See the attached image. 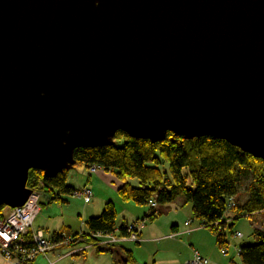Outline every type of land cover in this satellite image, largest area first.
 Wrapping results in <instances>:
<instances>
[{"label":"water","instance_id":"water-1","mask_svg":"<svg viewBox=\"0 0 264 264\" xmlns=\"http://www.w3.org/2000/svg\"><path fill=\"white\" fill-rule=\"evenodd\" d=\"M117 131L264 161V0H0V210Z\"/></svg>","mask_w":264,"mask_h":264},{"label":"trees","instance_id":"trees-1","mask_svg":"<svg viewBox=\"0 0 264 264\" xmlns=\"http://www.w3.org/2000/svg\"><path fill=\"white\" fill-rule=\"evenodd\" d=\"M74 160L76 163L71 170L96 165L110 172L120 182L116 193L122 201L148 208L144 220L153 221L167 213L168 205L177 199H182L183 204L190 203L191 221L208 229L219 249L227 250L229 240L224 230L226 227L231 229L234 220L243 215L249 218L262 215L264 218V161L241 152L222 139L204 136L185 140L167 132L163 140L152 143L117 131L111 145L76 148ZM68 172L46 178L39 170H29L26 187L31 192L45 195L47 201L41 206L67 203L64 196L79 191L67 184ZM244 178H249L244 192L246 200L240 203L236 195L240 179ZM129 179H136L138 185H132ZM229 198H234L235 205L227 212ZM149 200H154L156 206L151 207ZM229 213L235 218H225ZM116 217L114 203L107 201L99 215L85 220L88 233H80L79 237V233L70 234L63 229L52 233L50 238L58 242L61 240L59 234L64 233L74 239L72 245H90L97 253L112 254L114 264H131V252L122 246L100 248L92 244L95 241L92 234L113 233ZM119 233L125 235L124 225L119 228ZM252 237L253 243L237 248L240 263L264 264V231L254 228Z\"/></svg>","mask_w":264,"mask_h":264},{"label":"rangeland","instance_id":"rangeland-1","mask_svg":"<svg viewBox=\"0 0 264 264\" xmlns=\"http://www.w3.org/2000/svg\"><path fill=\"white\" fill-rule=\"evenodd\" d=\"M88 168H85L84 166L81 167H75L73 170H70L67 175V180L71 181V183L75 184L78 183L79 185H83L85 183L89 176L88 173L91 171H88ZM99 172L102 173H107L108 171L101 170ZM98 172V173H99ZM109 173V172H108ZM92 178L91 182V189L93 193V198L92 201L90 202L91 198H88L87 201H85L86 197L85 195L81 197H76L75 195L73 196H64L66 198L67 203L64 204H59V203H52V204H47L45 206H39V211L41 210V213H39L37 219L35 220L34 218V228L38 227H44V228H49V233H51L52 229L58 228L61 225H70L72 229L78 230L79 228L83 227L84 220L87 219V213L90 211H93L96 209L100 203H104L106 199H109V201H112L115 205V209L117 214L120 215L121 211L124 210L123 208L127 207V209L130 207L135 208V204L132 202L128 201H122L120 197H118L116 191H115V186L119 185L120 182L117 180L115 184L109 185L105 183H101V181L98 179L97 174H90ZM249 181V178H244L240 179L239 182V191L237 192L236 199L242 203L246 200V195H245V188L246 185ZM129 182L137 186L138 181L136 179H129ZM114 186V187H113ZM79 188V187H78ZM82 187L80 186V189ZM39 196V203L45 204L46 203V197L43 194L37 193ZM90 202V203H89ZM89 203V204H87ZM174 205V207L177 209L178 213L176 214L174 211V207L170 208L165 215H162L160 217H157L156 220L159 222V228L157 227L155 235L156 234H162L167 235L169 234L170 227H171V221L170 220H177L180 225L183 224V221H185L188 217H190L191 214V204L190 203H184L182 199H177L175 202L169 204ZM144 210L148 211V208H144ZM89 211V212H88ZM189 214V215H188ZM91 215V214H88ZM188 215V216H187ZM230 217L234 219V214H230ZM189 221V220H188ZM187 221V222H188ZM154 221H144V226L149 227L152 225ZM192 221L190 222V224ZM196 222H193L192 227H195ZM233 227L229 229V227H226L224 232L226 234V238L229 240V245L227 246V253L224 255L220 252L221 249H219L216 246V258L215 261H209V264H216L219 261V258H224L223 262L226 264H241L240 259L238 257L237 253V248L240 245L243 244H250L254 242V238L252 237V232L253 229H259L264 231V218L262 215H254L253 217L249 218L247 216H241L239 219L234 220L233 222ZM43 228V229H44ZM40 229V228H39ZM180 229H182V226H180ZM45 230V229H44ZM167 230V232H165ZM46 231V230H45ZM239 232L242 234V238L238 239L232 236L234 233ZM166 233V234H164ZM80 234V233H79ZM196 234H201L200 236L202 237L201 241H204L202 245L205 243V235L210 236V238H214V236L209 232L208 229H204L202 231H198ZM49 235V234H47ZM117 236V234H115ZM213 236V237H212ZM140 239V237H139ZM215 242V238L213 239ZM141 241V240H140ZM139 241V242H140ZM139 242H126L120 244L123 247H130L132 249V257H133V262L132 264H144L146 260L152 259L155 255L156 259H162L165 257L164 253L167 252H173V250L176 251V253L179 252L178 247H173L170 246L169 248L163 250L162 248H157V245L150 244L148 247H140V245H137ZM92 244H95L92 242ZM216 244V243H215ZM86 244H77V245H72L71 243L68 244H60L56 246L53 250H60V252L56 256V260H50L48 257L52 259V255L49 252L45 256H38L36 259L31 262V264H68V263H73V260L75 259L76 256H79V258L76 257L77 260L74 261L75 264H113V256L110 253H97L96 249L93 247L89 246L86 247ZM108 247L111 245H107ZM224 249V248H223ZM157 250V252H155ZM84 255V256H83ZM48 256V257H47ZM68 257L67 259H65ZM70 257V258H69ZM64 259V260H63ZM214 259V258H212ZM63 260V261H62ZM62 261V262H60ZM0 264H19L18 262L15 261H6L2 258H0ZM26 264V263H23Z\"/></svg>","mask_w":264,"mask_h":264},{"label":"built area","instance_id":"built-area-1","mask_svg":"<svg viewBox=\"0 0 264 264\" xmlns=\"http://www.w3.org/2000/svg\"><path fill=\"white\" fill-rule=\"evenodd\" d=\"M91 170V171H90ZM102 168L96 165L89 167V175L96 174ZM86 197H84L83 195ZM76 197L83 196L85 201L92 197L90 189L83 187L75 192ZM148 204L155 207L154 200H149ZM235 205L234 198L227 200L226 211L230 212ZM39 196L35 192H31L26 202L21 207L9 208L4 207L0 210V258L6 261H15L19 264H31L36 257L45 256L60 244H73L74 239L64 233L59 234L60 241H55L50 237H46L42 229L34 228V218L39 211ZM144 221H133L124 225L125 235L117 231L112 234H92L95 239V245L100 248L108 247L107 245H119L125 242H139V229L144 225ZM185 225H190V220ZM117 234V236L115 235ZM81 237V234L78 235ZM235 238H242V234L236 232ZM87 245L86 247H89ZM222 254H226L227 250L221 249ZM208 260L194 251L191 259L185 264H208ZM52 264V263H50Z\"/></svg>","mask_w":264,"mask_h":264},{"label":"crops","instance_id":"crops-1","mask_svg":"<svg viewBox=\"0 0 264 264\" xmlns=\"http://www.w3.org/2000/svg\"><path fill=\"white\" fill-rule=\"evenodd\" d=\"M96 174L98 175V179L101 181V183L109 184L112 186V184H115V182H117V180L114 178V176L110 172L109 173L108 172L107 173L99 172ZM88 176H89L88 180L85 183H83V185H79L78 183L72 184L71 181H68V180H67V184L74 187L75 189H79V190H80V186L82 188L86 187V188L90 189L91 192H93L91 189L92 178H91V175H89V173H88ZM119 185L115 186V191H117V188ZM93 197L94 196L92 193V198ZM92 198H91L90 202L92 201ZM107 201H109V199H106L104 201V203H100L99 206L96 209H94L93 211H90V212L88 211L89 213L86 214L88 216L87 219L89 217L99 215L104 204ZM89 203H87V204H89ZM172 207H174V205L168 206L167 212L170 211L169 209ZM123 209L124 210L121 211L120 215L117 214V217H116L115 231H117V232H119V228L122 225H125V224L133 222V221L144 220L145 215L148 213L147 210L143 209V206H137V205H135V208L129 207L127 209V207H125ZM173 212H175L176 214L178 213L176 208L174 209ZM39 213H41V210L39 211ZM39 213L36 215L35 220L37 219ZM88 214H91V215H88ZM165 214H163V215H165ZM230 214L231 213L227 214L225 216V218L230 217ZM85 220H84V222H85ZM146 220L149 221L148 219H146ZM188 220H190V221L192 220V213L190 214V217H188L185 221H183L182 225H180V223L177 220H173V221L170 220L171 221V227H170L171 232L169 234L167 233V235H163V233L155 235L156 229L159 226V224H158L159 220L157 221L156 219H154L153 220L154 222L149 227H146L143 225L139 229V237H140L141 241L137 245H140V247L145 248V247H148V245H150V244H154V245H157L156 246L157 248H159V249L162 248L163 250L169 248L170 246H173V247L176 246L179 249L178 253H176L175 250H173V252L164 253L165 257L162 259H156L155 255H154V257L152 259L146 260L144 264H185L187 261H189L191 259L194 251L198 252L201 256L205 257L207 260L209 259L210 261H212V260L215 261V258L217 256H216V246H215L216 244L213 240L214 238L212 239V238H210V236L208 237L205 235V243H204V245H202L204 241H201L202 240V237L200 236L201 234L198 235L196 233H198L199 230L200 231L204 230L205 228L199 226L196 221H192V223L187 226L185 224ZM193 222H196V225L194 223L195 227H192ZM180 226H182V229H180ZM33 227H34V225H33ZM38 228L42 229L45 233V236L48 238L51 237L52 233L61 232V231H63V229L67 230L70 234L88 233L84 224H83V227L79 228L78 230L72 229V227L70 225H63V226L61 225L58 228L52 229L51 233H49V231H48L49 228H47V227L46 228L38 227ZM165 232H167V230H165ZM47 234H49V235H47ZM164 234H166V233H164ZM123 248L125 250L130 251L132 254V249L130 247L129 248L123 247ZM59 252H60V250L55 249L50 253L52 255V259L48 256L47 257L52 261L56 260V256ZM155 252H157V250ZM100 253H102V252H100ZM103 253H108V252H103ZM76 257L79 258V256H76ZM76 257L73 260V263H68V264H75L74 261L77 260ZM67 258L68 257H66L65 259H67ZM212 258H214V259H212ZM223 259L224 258L220 257L219 261L216 264H226L223 262ZM62 261H60V262H62ZM113 264H114V258H113ZM208 264H209V262H208Z\"/></svg>","mask_w":264,"mask_h":264}]
</instances>
